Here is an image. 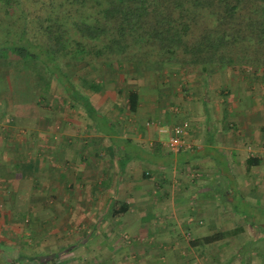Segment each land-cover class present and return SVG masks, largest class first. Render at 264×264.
<instances>
[{
  "label": "crops",
  "instance_id": "crops-1",
  "mask_svg": "<svg viewBox=\"0 0 264 264\" xmlns=\"http://www.w3.org/2000/svg\"><path fill=\"white\" fill-rule=\"evenodd\" d=\"M123 73L130 76L119 80L121 86L112 76L108 79L116 85L115 95L104 80H94L103 88L88 97L107 125L89 130L77 121L69 128L59 111L46 112L34 99L16 103L10 71L0 70V228L9 224L10 234L16 233L15 212H23L28 216L24 222L40 229V250L35 252L40 255L9 236L0 238V256L25 264L58 251L63 252L58 264H64L69 258L73 262L76 253L87 257L96 251L91 241L98 240L109 248L101 255L104 262L122 264L121 254L127 253L119 244L112 246L114 222L137 240L145 234L151 243L163 241L165 226L174 230L192 224L186 213L196 203L207 204L210 188L250 205L256 202L244 194H264V69L148 65L119 69L118 75ZM128 91L137 95L133 112ZM181 122L189 124L190 150L168 152L164 139ZM127 145L140 148L142 158L128 154ZM249 159L257 165L248 166ZM245 179L252 187L244 193ZM116 203L128 205L118 218L110 215ZM157 254L145 253L148 262L145 257L143 264H154Z\"/></svg>",
  "mask_w": 264,
  "mask_h": 264
},
{
  "label": "trees",
  "instance_id": "trees-1",
  "mask_svg": "<svg viewBox=\"0 0 264 264\" xmlns=\"http://www.w3.org/2000/svg\"><path fill=\"white\" fill-rule=\"evenodd\" d=\"M125 64L264 69V0H0V70L10 71L11 80L26 89L34 80L40 90L36 97L55 81L85 111L89 91L103 88L85 73L97 66H114L118 73ZM72 76L88 84L86 101L73 100L79 85ZM126 98L128 110L135 111L136 93L128 91ZM226 195L209 194L223 201ZM127 211L128 205L116 203L110 215L118 218ZM242 232L214 231L199 243Z\"/></svg>",
  "mask_w": 264,
  "mask_h": 264
},
{
  "label": "rangeland",
  "instance_id": "rangeland-1",
  "mask_svg": "<svg viewBox=\"0 0 264 264\" xmlns=\"http://www.w3.org/2000/svg\"><path fill=\"white\" fill-rule=\"evenodd\" d=\"M135 65L136 64H125L122 69H124L125 72H128V68L129 70H132L133 66ZM97 69L98 70L94 71L89 70V72L86 73L84 72L87 75L86 78L88 80L92 78L97 81L104 80L106 90L109 93L113 92V94L116 92V85L108 84V79L110 78V76H112L111 78H114V83H117V85L119 86L122 85L119 80H122V77L124 75L128 76V74L123 73V75L119 74L121 76L120 77L118 73H115L117 70L116 68H114V66H102L100 68L97 66ZM101 71L103 74H101ZM98 75L99 77L103 78H98ZM58 77L61 81L62 77L59 75ZM72 80L76 82V85H79L77 86L79 88L76 89L77 96L74 95L75 97H73V100L77 99L79 102L86 101V94L84 89L88 84L85 85L82 81L78 82V80L74 76H72ZM33 81L31 86H29V89H26V86L23 87L21 85L22 83L10 79L13 90L12 93L16 103H20L25 99H34V101L39 104V107L41 109L43 107L45 108L46 112L48 111V109H50V111L54 110L57 113L59 111L64 116V123H66L69 128H73V121L80 122L83 125L86 124L87 126H89V130H92V128L96 126L97 128L103 129L104 126L107 125L105 119L97 117V110L94 105L91 104V102L88 108H85V111L86 109H88V115H86L85 118L83 109L75 106V103H72V101L69 100L62 87L55 81L51 83L48 93L36 97L37 93H39L40 90L35 88V83ZM61 82L62 84H64V81ZM130 84L132 85L131 82ZM118 97L119 99L121 98L120 95ZM90 105L92 106V108H90ZM79 106L82 105L79 104ZM73 107H76V109H73ZM89 130H85L86 134H89ZM0 132L3 133V131L1 130ZM70 132L72 133V131ZM167 138L168 137L164 139V142L167 141ZM126 150L128 154L135 153V155H138L140 159L142 158V155L140 154V148H134L130 145H127ZM131 158L132 155H130V159ZM226 182L227 184L230 183V181L225 180V183ZM215 183V181H212V186ZM243 184H245L242 185V190L244 193L245 190H248L249 187H252L249 179H245ZM214 189L210 188V190L207 192L209 194H213L214 192H216V190H218V188ZM216 194H218V192ZM200 196L201 194H198V196L194 197L197 198ZM244 196H247L248 198L253 200V203L256 202V204L250 205L241 197L235 196V204L231 205L230 203L233 202L232 195H226L225 201L215 196L213 198L210 197L207 204L204 203L202 204V206L197 203L194 204V210L190 211L191 214L189 215L188 213H186V219L190 217L192 220V224H185L184 227L174 226V230H171L170 227L165 226V234L163 235L162 239L163 241H161V238H157V240L151 243L148 241L151 239L148 237V235L145 234H142L144 237L143 240L140 238H138L137 240V238L133 237V235L130 234L127 230H121L120 228L118 229L115 222H112L114 227V234L112 235V246L115 247L116 244H119L120 247L118 246V249L123 250L125 254L127 253V255H125L127 257L126 259L125 256H122L121 254L120 259H123L121 260L122 264L126 261L129 264H143L144 258L148 256L145 255V253H148L150 250H153L155 254H160V256L157 254L158 257H156V259L154 260V264H264V233H262V231L258 229H264V194L258 192L257 194H244ZM200 207H202L203 210H201ZM237 212L240 213L237 214ZM242 212L244 213V215L245 213H247L246 215L249 217L251 216V218L243 219V215L241 214ZM22 213L23 212H15V218L17 220L19 219V226L16 228V233H11V235L9 232V224H5V227L0 228V238L5 240L9 239V236L14 239L20 238V243L21 241L23 242V244L21 243L22 245L25 244L28 245V247H33L30 254L34 253V256H38L40 254H37L35 252L40 250V244L38 242L40 239V229L39 227L36 228L31 227V225L28 226L29 223L26 224L24 222L25 218L27 219L28 216L25 217ZM8 219L9 218H7L6 220L8 221ZM250 222H253L254 226L256 227H252ZM113 227L111 226V228H108H110L111 230ZM236 228H243V232L237 234L235 237L226 238L214 244L201 246L199 243L201 241L200 239H193L201 234L208 235L214 231L234 230ZM27 230L31 232V235L28 237H26L25 235ZM85 231L87 230H84L83 232L85 233ZM172 232L175 234V236L171 234ZM21 235L23 236L21 237ZM51 236L49 237V239L51 238ZM93 241L94 240H92L91 242L94 243L96 251L90 252V255H87V257H83V253H81L82 255L76 253L73 262H71V259L69 258L70 260L66 259L64 264H107L106 262H104L105 259L103 258V254H105V248L107 250H109V248H107V246H104L103 244H100L98 240H95L94 242ZM30 243L32 246H30ZM53 245L62 246L61 243H53ZM53 245L50 244V246ZM256 248H258L257 251ZM61 253H59L58 251H50L49 255L46 256L48 258H33L34 261H28H31V264H58V262L60 261L59 254ZM53 255H55V257L51 258ZM101 255L103 256L101 257ZM67 260H69L70 263H66ZM146 261L148 262V258L146 259ZM10 262L11 261H9V259L0 256V264H11L12 262ZM115 262L119 263V260H115ZM151 263L152 262H150V264Z\"/></svg>",
  "mask_w": 264,
  "mask_h": 264
},
{
  "label": "built area",
  "instance_id": "built-area-1",
  "mask_svg": "<svg viewBox=\"0 0 264 264\" xmlns=\"http://www.w3.org/2000/svg\"><path fill=\"white\" fill-rule=\"evenodd\" d=\"M189 131L188 122H181L168 131V138L162 145L165 150L171 153H180L190 150V144L186 141Z\"/></svg>",
  "mask_w": 264,
  "mask_h": 264
}]
</instances>
